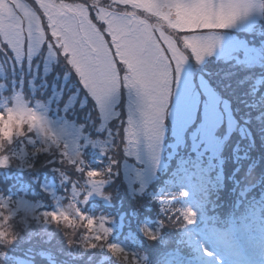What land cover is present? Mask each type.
<instances>
[{
    "label": "snow or ice",
    "instance_id": "snow-or-ice-1",
    "mask_svg": "<svg viewBox=\"0 0 264 264\" xmlns=\"http://www.w3.org/2000/svg\"><path fill=\"white\" fill-rule=\"evenodd\" d=\"M26 2L38 10L37 29H25L23 22L15 18L6 21L15 26L12 35L18 44H23L25 54L17 56L7 37L0 41V52H10L9 63L15 61L16 66L25 59L31 65L42 52L46 64L49 53L55 52L54 63L63 58L75 72L80 88L94 102L100 118L95 131L104 133L105 138H94L84 131L85 125L67 120L61 126V135H57L51 127L48 108L40 104L0 108V126L12 129L10 135L0 136V172L6 173L0 182V264L18 260L10 255L13 245L24 239L17 224L27 230L32 219L46 227L68 229L61 231L66 247L81 249V256L99 253L97 264H200L201 257L224 264L200 238V227L205 225L197 227L198 211L192 206H178L176 200L189 196L184 188L186 182L195 183L199 176L211 171L205 158L210 164L235 127L229 114L224 128L228 102L204 82L201 69L212 58L245 67L264 62V39L254 43L234 34L251 31L244 22L253 15L264 20V0H160L166 4L175 2L185 11L180 20L170 16L165 28L127 11L130 5L121 0H111L112 6L125 11L111 13L106 19L99 15L101 0H53L51 19L37 0ZM76 3L83 6L86 15L75 13ZM33 31L40 32L43 42L39 43V51L29 56L28 45L37 40ZM70 55L75 57V67L69 61ZM121 89L125 92L123 116L119 107ZM261 118L264 113L258 117ZM113 119L115 128L109 127ZM169 133L173 138L169 156L174 167L168 178L176 188L168 190L162 185L153 193L150 187L164 164L162 154ZM21 144L31 145L33 151L30 162L17 165L14 148ZM92 153H97L94 159ZM41 154L51 159L41 161L39 167L59 174L63 195L41 185V191L50 194L54 207L32 215L41 205H33L18 194L27 192L24 183L15 192L14 185H4L11 179L7 174L10 169H15L23 181L36 169V158ZM63 168L75 175L65 174ZM30 179L35 183L39 177L33 175ZM117 180L126 186L131 200L147 195L150 203L159 205L157 227L140 221L136 230L149 243L160 242L163 257L153 260L142 246L130 248L113 242L114 233L125 227V217H139L142 205L122 211L118 221L112 215L93 214L96 203L92 212L83 210L90 201L112 207L116 194L112 186ZM166 227L178 230L175 240L163 238ZM221 227L226 226L217 224V228ZM128 237L135 238L131 231ZM92 260L89 255L88 261Z\"/></svg>",
    "mask_w": 264,
    "mask_h": 264
},
{
    "label": "trees",
    "instance_id": "trees-1",
    "mask_svg": "<svg viewBox=\"0 0 264 264\" xmlns=\"http://www.w3.org/2000/svg\"><path fill=\"white\" fill-rule=\"evenodd\" d=\"M104 1L107 2L106 0ZM104 7L106 8V6ZM118 10L125 11L121 8ZM11 55L10 52L7 55L0 52V65L5 68L6 75L11 77L10 79H6V82L9 84V90L6 92L8 95H11L14 89H21L23 94H26L27 101L32 103L37 100L47 102L48 99L52 98L54 92L59 91L57 93V95L60 94L59 102H57L56 109L52 113L55 112V114L67 118L70 122L85 125L84 131L93 137L103 136V134L95 131L100 120L96 117L97 111L94 107V102L80 88L74 71L63 65L64 67L55 68V71H52L46 77H43L41 74L39 81L35 84L34 77L31 76V71L29 72L27 70L26 65L19 68L15 65V61L11 63V66L8 65ZM39 65L42 71L43 65H41V62ZM65 78L69 79H67V84L64 88L63 82ZM12 79L17 85L14 84L13 86ZM21 83H23V86ZM31 84L37 87L36 91L31 90ZM68 85L69 87H67ZM256 87L260 92L257 99H252L246 95L245 92H249V87L242 88L239 86L236 88V93L230 100L238 121L248 129L249 136L242 138L240 135L234 134L230 137L225 143L220 158L215 161L217 167L211 168L215 170L212 173L215 176L221 172V179L217 180L211 174L214 184L205 186L197 193L201 202V207L198 209L199 225H205V227H202V231L212 237L217 236L220 231L230 228H233L235 236L240 239L253 234L264 235V118L258 119L261 113H264V101L261 102V98L264 96V77ZM82 92L83 94H81ZM74 95H77V97ZM84 100L85 107L82 109ZM27 147L29 152L27 156L28 163L30 162L33 148H30L29 145ZM95 155L97 153H92L93 159ZM45 159H51V157L47 154L37 156L36 169H33L31 173L25 175L23 181H21L18 172L15 173L13 170H9L7 174L11 179L4 186L14 185L13 191L15 192L20 188L21 183H24L27 192L18 194L21 196H38L39 200L49 204V194L41 191V185L55 182L62 193L63 190L60 186L61 177L59 174L53 173L50 168L39 167L40 162ZM207 162L208 159L205 158V163L208 164ZM57 166L62 167L60 165ZM171 167H174V160L172 158L168 159L167 165L159 173L157 180L152 183L150 191L156 193L157 189H160L162 185L167 186L168 190L173 189L172 186L174 184L168 178ZM62 170L65 174L75 175L69 168H63ZM5 175L6 173L0 174L1 182H3ZM33 175L39 177V180L35 183L30 179ZM200 178H207V175L199 176L195 182L197 185L201 184L198 182ZM112 187L116 193L112 207L109 208L98 202L91 201L89 203L90 206L85 211L93 208V204L96 203V212L112 215L118 221L122 211L131 209L138 204L142 205L141 215L139 217H125V227L123 230L118 229L114 233L112 237L113 242L122 243L130 248L142 246V250L153 260L163 257L164 249L161 247V243H149L136 230V225L140 221L148 222L150 227H157L156 220L158 219L159 205L155 202L150 203L147 195L138 197L136 201L131 200L126 186L119 180ZM186 199L187 197L178 198L176 204L181 206V203L186 201ZM217 224L226 227L217 228ZM241 224H245L244 230H241ZM61 231H68V229H61ZM129 231L133 233L134 239L128 237ZM177 235L178 230L175 228L166 227L162 230V236L165 240H175ZM45 244H47L45 245L47 247H42V243L36 242L28 243L21 249L13 247L10 249V255L13 257L19 256L27 258L32 264H97V261L100 260L99 253L93 252L81 256V249H68L62 234H56L55 238L51 240L45 239ZM54 253L57 254V257H55ZM89 255L93 256L91 262L88 261ZM8 264H11V261ZM104 264H113V262L105 261Z\"/></svg>",
    "mask_w": 264,
    "mask_h": 264
},
{
    "label": "rangeland",
    "instance_id": "rangeland-1",
    "mask_svg": "<svg viewBox=\"0 0 264 264\" xmlns=\"http://www.w3.org/2000/svg\"><path fill=\"white\" fill-rule=\"evenodd\" d=\"M106 1L107 2L101 0V3L104 6H106V8L103 6L99 13L101 18L106 19L109 17L111 13L121 12L117 10V7L112 6L111 0H106ZM37 2L40 5V9H42L45 14H48L51 19L54 8L53 0H37ZM121 2L123 4L130 5L132 9L131 13L135 14L136 16L143 17L146 20H149L151 24H154L160 28L166 27L165 22L169 19L170 16L175 15L176 19L180 20L185 15L184 9H182L175 2H173L172 4L161 3L160 0H121ZM69 6H71V4H69ZM37 11L38 10L34 9L31 4L26 2V0H0V41H3L4 38L7 37L8 38L7 43L9 47L13 49V51L17 54V56H23L25 54L24 46L22 43L18 44L14 38V35H12L16 31L15 26L8 24L6 21L8 19L15 18L23 22L25 29L35 30L39 27V23H40L39 18L37 16ZM75 13L77 15L84 16L86 15V10L83 8L81 4L76 3ZM59 18H60L59 14H57L56 19L58 20ZM244 26L251 27V31L235 32L234 34L239 36L241 39H245L248 40L249 42H254V43H259L261 39H264V20H260L256 15H253L244 22ZM33 35L37 37V40L29 43L27 48V54L29 56L35 55L39 51V43L43 42V36L40 34L39 31H33ZM65 51H68V49H65ZM47 59H48V63L46 64L44 62L43 52H42L40 56H36L32 59L31 65H29L27 59H25L22 62V65L18 67L21 68L22 66L26 65V68H28L27 70L29 72L31 71V76L34 77L33 79L35 80V84L39 81L41 74L43 75V77L44 76L46 77V75H49L52 71L54 72L55 71L54 69L57 67H61V66L62 67L65 66L66 68L68 67L64 63L63 58L60 60L59 63H54L55 52L49 53ZM69 61L73 63L74 67L76 66L74 55L69 56ZM40 62L41 65H43L42 71L40 70V65H39ZM12 63L14 62L12 61ZM8 65L11 66L10 63H8ZM201 71L204 73V82L210 85L211 88L219 95V97L222 98V100L228 102V112L224 114V128H227L228 126L229 114L233 117V120L235 121L234 129L231 131V134L224 141V143L219 147L217 155L215 157H211L210 164L207 162L208 167L211 169L217 167L215 161L220 158L225 143L230 139V137H232L234 134H237L243 138V137H248L250 134L248 129L245 126H242V124L238 121L234 109L232 108V104L230 100L231 97L236 93V88L239 86L242 88L249 87L250 88L249 92H245V93L246 95L250 96L252 99L253 98L257 99L259 97L260 92L258 91V88L256 86L263 80L264 62L249 64L247 67H245V66L234 65L232 63H226L223 61H219L216 58H212L205 63ZM0 72H1L0 73L1 75L0 108L6 109L10 105H14V104L26 105L28 103H31L33 107H35L36 104H40L43 107L48 108V117L49 120L51 121V127L53 131L57 133V135H61V126L63 122L65 120L67 121L69 120L65 117L55 114V112L52 113V111L56 109L57 102H59L58 99L60 97L59 96L60 94L57 95L59 91L54 92L52 98L48 99L47 102H42L37 100L34 103H32L27 101L26 94H23V91L21 89H14L15 91H13L11 95H8V93L6 92L9 90V84L6 82V79H10L11 77L6 75L7 74L6 70L1 65H0ZM67 79L69 78L64 79L63 82L64 88L65 85L67 84L66 82ZM13 81L14 80L12 79V82ZM14 84L17 85L15 82H13V86ZM21 85L23 86V83H21ZM69 85L67 87H69ZM30 88L32 91L37 90L36 89L37 87L34 84L33 85L31 84ZM81 94H83V92ZM74 96L77 97V95ZM124 97H125V92L123 89H121V103L119 105V107L121 108V115H125L124 107H123ZM262 101H264V96L261 98V102ZM84 104H85V100L82 103L83 106L82 109L85 107ZM43 107L41 108V110H43ZM96 117L97 119L99 118L98 112H96ZM74 123L76 125H80L76 122ZM109 127L115 128L116 120L113 119L109 121ZM11 131L12 129L10 127L0 126V136L10 135ZM100 134H103V136H100V138L104 139L105 134L104 133H100ZM172 141L173 138L171 136V133H169L166 136V140H165L166 148L164 153L162 154V160L164 161V164L160 172H162V170L167 165L168 159H171V157L169 156V152L171 151ZM37 146L41 148L44 147L43 144H39ZM29 147L32 148L31 145H29ZM14 151L16 152L17 158L15 162L17 165L21 164L22 162L27 163L28 155H25V153L28 154L29 152L26 144L17 145L14 148ZM68 152L70 155L72 154L71 146H69ZM10 170H13L15 173L17 172L15 169H10ZM213 172H215V170L211 169V171L208 172L207 174V178L204 179L200 178L198 181L201 183L200 185H197L196 183H192V182L184 184V188L186 191L189 192V196L187 197L186 201H183L181 203V206H192L194 210L198 211V209L201 207V202L199 197L197 196V193L200 192V190H202L205 186L213 185L214 184L213 177H215L217 180L221 179L222 177L221 172H219L216 176L215 174L214 175L212 174ZM0 174H3V172H0ZM211 174L213 175V177L211 176ZM156 180L157 179H155V181ZM46 185H48L49 189L51 191H54L58 196L63 195L61 190H59L57 183L50 182L47 183ZM172 188H173L172 190H175L176 185H173ZM23 197L28 199L30 203L33 205L35 204L41 205L40 209H37L31 213L32 215H38L39 210H45V209L51 210L54 207L53 204L54 201L50 197V194H49V200H50L49 204H46L42 200H39L38 196L23 195ZM196 201L199 202L195 203ZM88 206H90V204L84 206L83 210H87ZM88 211L92 212L93 208H90ZM93 214H101V213L94 211ZM199 224H200V219L198 218L197 227L201 226ZM244 225L245 224H241L240 227L241 230L245 229ZM17 228L21 230L24 239L18 241L17 244L13 245V247H15L16 249L18 248L21 249L24 246H26V244L31 242L42 243V247H47L45 246L47 245L45 244V239L51 240L55 238L56 234H61L60 228H57L55 226L46 227L43 223L37 224L34 219L30 220L29 228L27 230L22 229L20 224H17ZM200 231H201L200 233L201 240L204 243H207L218 254V256L223 259L224 264H264V235L253 234V235L245 236L243 239L242 238L240 239L235 236L233 228L220 231L218 235L214 237L202 231V227H200ZM54 254L55 257H57V254L56 253ZM16 257L18 258V260H10L11 264H32V262L27 258H22L19 256ZM200 264H214V261L209 260L207 257H201Z\"/></svg>",
    "mask_w": 264,
    "mask_h": 264
}]
</instances>
